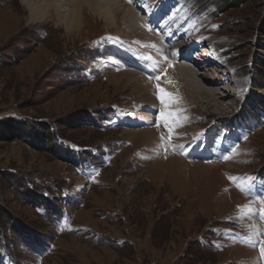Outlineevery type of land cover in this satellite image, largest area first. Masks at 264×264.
<instances>
[{"label": "rangeland", "instance_id": "374dc122", "mask_svg": "<svg viewBox=\"0 0 264 264\" xmlns=\"http://www.w3.org/2000/svg\"><path fill=\"white\" fill-rule=\"evenodd\" d=\"M147 1L137 15L168 26L152 29L196 46L200 91L184 65H157L146 38L161 36L151 25L132 32L121 15L110 24L84 7L74 33L55 11L35 21L21 0H0V264H264V245L226 236L264 234V0H188L203 11L194 17L180 0ZM160 39L159 53L174 61ZM213 42L223 65L207 58ZM225 69L236 72L237 95H217L218 107L209 93L226 85L212 88L210 77ZM136 74L151 96L163 88L180 98L171 110H183L180 124L199 149L208 144L205 154L173 150L180 127L171 141L163 124L143 134L163 106L157 97L150 116L141 108L128 80Z\"/></svg>", "mask_w": 264, "mask_h": 264}, {"label": "bare ground", "instance_id": "6f19581e", "mask_svg": "<svg viewBox=\"0 0 264 264\" xmlns=\"http://www.w3.org/2000/svg\"><path fill=\"white\" fill-rule=\"evenodd\" d=\"M21 1H22L21 3H23L24 6L27 8V11H28V14H29L28 17L31 20L33 19V20L36 21V19L37 20H39V19H42V20L43 19H46L45 17L48 16V13H51L52 11H55L56 19H57L56 21L59 22V23L64 24V26H65V28H66V30L68 32H72L73 31L75 33L76 31H78L82 27L84 17H82L81 14L83 13L84 7L85 8L86 7L89 8V10L93 14L97 15L98 17L104 18L110 24H113L116 21V16L117 15H121V17H122L121 20H122L123 24L126 23L125 24L126 25L125 27L128 28L132 32L133 31L135 32L136 30H139V31L146 30V31H148L149 30V27H147V26H150V25L152 26L151 29L152 28L158 29L159 32H161L162 34H163L164 31H166L168 29V26L165 25V22L161 21L159 15H157L156 19L151 18V17L146 18V19H142L141 17H139L137 15V13H138L137 9H140V10L147 9L146 12L148 13V11L150 10V7L153 4V2H150V1H147V0H35V1L34 0L33 1L32 0H21ZM180 1L189 9V13H191L193 17H194V15L196 13H197L196 15H198V14L200 15V14L203 13V11H201L200 8L194 6L192 3H189L188 0H180ZM165 2L166 1H164V3ZM190 5H192V6H190ZM53 15H54V13H53ZM143 15L146 16L145 15V12L143 13ZM92 16H90V17H92ZM49 21H50V19H49ZM158 22H162L163 24L158 25ZM118 23H120V22H118ZM158 30L156 32V30L152 29V31L155 32L158 36H161L159 38H161L160 40L162 42H164V43H165V41L168 42V46L170 45V48L172 50L170 52V54H171L172 57H174V61L168 60V59L167 60L164 59V57L160 54L161 51L159 53V50L155 46V43H159L158 42V39L159 38L154 37L152 34L151 35L149 34L150 32L149 33L147 32L148 33L147 36L149 37V38H146L147 41H148V44H147L148 47H152V52L157 57L160 58V62L161 63L163 62L162 66L160 65V63H157V65L159 64L158 66L161 67L163 69V71H166V72L167 71L174 72V67L180 69L178 64L184 65V66H182V69H183V71L185 73V78L187 77V79H188V84L189 83L191 84V87L190 86L189 87L192 89V91H198L199 89H203L204 86H202L201 85V81L198 80V75H199L200 72L198 73L197 70L192 65L193 63L198 62V60H200V59H198L200 56L198 58L193 57V53L192 52H193V50L195 51V48L194 49H190L191 47L193 48L195 45L187 44L186 42H184V41H186L185 39H184V41H182V39H183L182 34L176 35L175 32H173L171 30H168L167 32H165L164 35H162V34H158ZM146 39L144 40V42L146 41ZM206 43L207 42H205L203 39L201 41H199V46H200V44L202 46H201V48L198 49V51L200 50L201 53L205 52V49L204 50H201V49L206 48L205 47V44ZM215 44L216 43H214V42L211 43V45H213V46H216ZM161 45H162V47H164V50L167 51V48L168 47L165 46V45H163V44H161ZM216 53L218 55L219 54L222 55L221 52H216ZM119 55H122L123 57L128 56L127 54H124L122 52H119ZM198 55H199V53H198ZM201 56H202V54H201ZM217 57L218 56L215 57V54L212 53V55L211 56H208L207 58L210 60V62H212V64L213 63L215 64L216 62H219L220 61V60L218 61L219 58H217ZM120 58L122 59V57H120ZM181 59L182 60L183 59H185V60H189L190 59L189 60L190 63H188V62H181ZM226 61L228 62L229 59H227ZM220 62H221V64L223 63V61H220ZM151 66L152 67H149V68H151V69H154L155 68V66H153V65H151ZM190 66H192L191 68H193V69H191ZM219 71L222 73V76L219 75V74H216L215 76L210 77V81H213V82L210 83L209 86L212 87V88H215L218 85V83H222V84L225 83L226 86L221 87L225 91L223 93L218 92L220 94L219 95L216 91H213V90H215V89H213V90H211V92L209 94L211 95L210 98H213V99L215 98L216 99V96L218 95L219 98H222L225 101V97L230 96L231 93H232V96L237 95V91H236L237 89L235 90V89L231 88V83H230L231 81L233 83V80H231V76L232 75L235 76L236 72H234L232 74L230 71H228L226 69L225 70H219ZM128 73H130L131 75H133L132 72H128ZM157 76H158V74H157ZM162 77H161V79H162ZM115 78H118V77H115ZM146 78H147V76L144 77L141 74H136V75H134L132 77L130 76L128 80H130V82L132 83L130 85H131V87H133V90L140 95L139 98H140V102L142 103L140 105L141 108H149L150 109L149 110V113H147V115L150 116L153 113L152 110H155L154 108H156V105H157V99L156 98L157 97L154 96V92H153V96H151V94L149 92V88H150L149 85H147V86L145 85L147 83ZM181 79L182 78L178 77V81L180 83H181ZM215 81H218V82H215ZM115 82H116V85H120V79H115ZM168 86H169V88H172L173 89V86L174 87H177V84L175 85L174 83H171V84H168ZM201 92H202V90H201ZM179 94H180V92H179ZM209 94H208V96H209ZM218 99L215 100L214 103H215L216 106L219 107L220 105L223 104V101L218 100ZM202 102H204V100ZM181 103H182V101H181ZM198 104H199V102H198ZM150 112H152V113L150 114ZM147 118H148V120L154 119V118H150V117H147ZM148 120H146V122ZM157 125L158 124H156L154 127H150L149 126V128L147 130H144L145 132H143V134L144 135L152 134V136H154L155 135L156 128H157ZM181 125L182 126H180V129H179V132H178L179 135L177 137L175 136L176 137V143L177 142H181L182 145L184 143L183 148H180L179 150L180 151H184V154H187V153L189 154L191 152H193L195 154H199V155L205 154V150L207 149L206 146L208 144H206V143L202 144V147L199 146L200 147V149H199L198 148L199 141L195 142L191 138V137H193L194 131L191 130L189 127H187V124L186 123L185 124H181ZM209 134L211 135V133H209ZM210 135H207V137L204 138L203 141L206 140L208 137H209V141H211ZM212 151H208V153L211 154V153H213ZM239 245L240 244H238V246Z\"/></svg>", "mask_w": 264, "mask_h": 264}, {"label": "snow or ice", "instance_id": "6c2138e0", "mask_svg": "<svg viewBox=\"0 0 264 264\" xmlns=\"http://www.w3.org/2000/svg\"><path fill=\"white\" fill-rule=\"evenodd\" d=\"M148 59H152L149 57ZM165 60H167V57H164ZM159 79V77H157ZM159 88V85H157ZM157 97L161 102V105L163 106L160 109V116H159V124H163V126L168 130L169 136H168V141H171L173 136L175 135L174 133V128L175 127H180L182 126L180 124L181 119H187L186 116H182L181 113L183 112L182 109H175L171 110L172 106L178 104L180 102V98L178 96H173L171 93H167L165 89L159 88V91L157 92ZM162 141H165V137H161ZM173 150L175 151L177 148H183V145H171ZM228 156H225L224 159H228ZM251 185L249 184V188ZM261 205H264V200L260 201ZM249 211H251V208L249 206ZM262 253H264V247L261 248Z\"/></svg>", "mask_w": 264, "mask_h": 264}, {"label": "crops", "instance_id": "0c3cea01", "mask_svg": "<svg viewBox=\"0 0 264 264\" xmlns=\"http://www.w3.org/2000/svg\"><path fill=\"white\" fill-rule=\"evenodd\" d=\"M258 213L260 214L261 217L257 216V218L259 219L261 225L264 226V208L261 207L260 211H258ZM245 233L236 229V230L230 231V233L226 234V236L233 238L236 243H240L242 245H246V244L252 245L255 242H256V245L257 244H261V246L264 245V234L256 233V236H254L255 237L254 238L253 236L250 237L249 234H247V233L245 234ZM200 239H201V241L205 240L204 237H200ZM209 240L212 241V243H214V245L219 247V245H217V243H219V241L217 239L216 240L215 239H209ZM261 255H262V260L264 262V254L261 253ZM242 264H249V263L244 262Z\"/></svg>", "mask_w": 264, "mask_h": 264}, {"label": "trees", "instance_id": "16d2710c", "mask_svg": "<svg viewBox=\"0 0 264 264\" xmlns=\"http://www.w3.org/2000/svg\"><path fill=\"white\" fill-rule=\"evenodd\" d=\"M233 2H230V4H232ZM198 8H200L199 6H198ZM262 63L264 64V61H262ZM50 137H48V139H49Z\"/></svg>", "mask_w": 264, "mask_h": 264}]
</instances>
